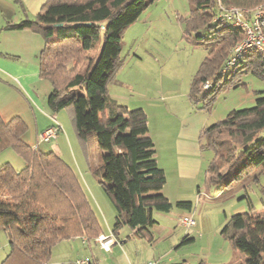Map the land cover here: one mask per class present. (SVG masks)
<instances>
[{
    "label": "trees",
    "instance_id": "16d2710c",
    "mask_svg": "<svg viewBox=\"0 0 264 264\" xmlns=\"http://www.w3.org/2000/svg\"><path fill=\"white\" fill-rule=\"evenodd\" d=\"M151 1L46 0L34 18L7 25L31 29L43 37L39 75L51 85L49 107L55 113L67 112L84 153L92 138L102 150L94 172L116 211L113 232L125 225L148 241L153 240L155 211H191L193 206L188 200L173 203L163 194L166 174L156 159L145 110L119 103L108 91L121 62L124 31ZM218 2L248 9L261 6L264 11V0H188L186 34L206 51L190 84V100L202 104L198 109H209L222 91L245 86L247 73L264 81V55L257 50L225 69L244 31L212 20ZM85 60L89 66L81 71ZM208 81L212 85L203 89ZM52 126L58 136L60 127ZM27 129L18 115L8 120L0 116V151L12 149L24 161L19 169L9 162L0 165V229L7 234L10 247L1 264H49L57 242L81 236L94 239L101 233L71 165L53 150L28 144L23 138ZM263 132L264 94L256 97L253 106L232 109L225 118L203 128L201 148L213 154L206 168L209 182L230 187L253 166L264 167ZM220 234L234 251L245 255L238 263L222 264H264V215L252 212L249 202L248 210L232 215ZM193 240L187 234L180 244ZM171 264L191 263L183 259ZM198 264L209 263L200 260Z\"/></svg>",
    "mask_w": 264,
    "mask_h": 264
},
{
    "label": "rangeland",
    "instance_id": "374dc122",
    "mask_svg": "<svg viewBox=\"0 0 264 264\" xmlns=\"http://www.w3.org/2000/svg\"><path fill=\"white\" fill-rule=\"evenodd\" d=\"M189 8L188 0H153L137 21L127 27L122 39L121 62L114 73L113 81L108 86L109 95L113 99L126 106L128 105L125 102L130 101L132 106L128 107L133 108L137 101H145L148 97L157 94L159 100L166 98L169 102L171 99L170 102L181 105L184 111L191 109L196 112L197 107L202 105L201 102L194 104L189 96L191 81L206 55L204 47L187 35L185 17L189 13ZM97 43L100 44L101 40H97ZM89 62L85 60L79 70H86ZM244 76L245 86L220 92L206 111L212 110V115L215 114L223 119L228 114L226 112L221 115L219 110L224 103H240L235 106L239 108L253 106L256 97L264 94V81L257 79L251 73ZM249 89L251 96L246 98L243 94ZM241 94L242 96L239 97ZM252 97L253 100L249 102ZM209 121L207 125L215 122ZM32 129V125L27 129V132L30 130L31 135ZM261 136L264 137V132ZM64 138H66L65 134ZM88 142L86 153L79 145V147L74 145L73 154L68 145V149L65 150L71 155V160L68 156L62 157L73 164L71 167L84 191L94 203H97L99 213L95 211V215L100 225L107 217L112 219L111 225H114L115 208L106 197L94 172L101 162L102 150L95 138ZM42 144L46 146L45 149H41L43 151H49L53 146L59 147V142L55 139ZM206 154L210 162L213 157L212 151L206 149ZM4 162H9L18 169L24 166L21 157L12 149L0 151V165ZM200 186L203 191L206 189L207 193L205 196L202 194L203 202L193 200L191 212L197 222V226L193 228L194 233H191V236L195 237L194 241H186L175 248L169 245L172 239L169 236L171 233L180 237L179 242L188 233V230L178 223L180 213L177 212V208H173L167 213L155 211L156 224L151 230L153 240L139 238L137 243L141 244L142 248L153 247L156 251L152 255L156 257L171 249L181 255L182 258L179 260L186 259L191 264H198L204 259L211 264L217 261L240 262L241 260L236 258L244 254L232 249L230 243L220 234V229L232 215L237 213L238 207H243L242 211L248 210V202L251 204L252 212L264 215V167L253 166L241 179L233 181L230 187H219L210 183L208 179L206 185L202 179ZM97 192L104 197L102 200L96 196ZM129 231L130 228L125 225L119 229L123 236ZM92 246V239L86 236L61 240L52 247L49 264H72V260L76 257H90ZM9 249L8 236L0 229V264Z\"/></svg>",
    "mask_w": 264,
    "mask_h": 264
},
{
    "label": "crops",
    "instance_id": "0c3cea01",
    "mask_svg": "<svg viewBox=\"0 0 264 264\" xmlns=\"http://www.w3.org/2000/svg\"><path fill=\"white\" fill-rule=\"evenodd\" d=\"M45 2L46 0H0V116L8 120L18 115L27 123L28 129L32 125V135L29 130L23 138L31 146L38 144L39 149H45L46 146L42 144L44 142H38V133L49 126H59L60 132L55 139L58 140L59 147L53 146L51 150L60 156H68L71 160V155L65 148L68 149L69 145L74 154V145L79 147L73 126L66 111L55 113L51 110L47 102L51 85L47 79L39 75V55L45 41L40 34L31 29L7 27L25 18H34ZM243 95L250 97V89ZM241 96L242 94L239 95ZM167 100L166 98L159 100L156 94L145 101H137L136 105L133 104L135 107H142L147 113L148 134L155 144L157 162L166 174L162 192L173 203L179 200H188L192 204L193 200L203 202L202 194L205 196L207 190L203 191L200 185L202 179L206 185V165L209 159H207L206 149L201 148L200 132L208 126L209 120L212 122L216 121V118L220 120L221 117L212 115V110L209 112L206 109H197L196 112L191 109L184 111L181 105L170 102L171 99L169 102ZM251 100L253 97L249 102ZM125 103L129 107L132 106L130 101ZM238 104L240 103H224L219 109L221 115L229 113L232 109H239L235 107ZM96 196H99L101 200L104 198L100 192H97ZM87 197L93 210L99 213L97 203H94L88 195ZM108 209L110 211L109 206ZM237 209V213L243 212V207ZM177 212L180 213L179 216L190 214L193 217L191 211L177 209ZM111 223L112 219L107 217L105 222L101 223V233L98 235L112 237L114 242L110 250L102 249L96 241L98 237L96 236L92 239L90 257H76L72 260V264L79 259L86 260L88 264H146L152 259H158L160 264H171L183 260H179L182 258L181 255L174 253L171 249L164 251L158 257L152 255L156 250L153 247L152 249L142 248L141 244L137 243L139 238L135 239L133 230L130 229L125 236L119 231L115 234ZM194 226H197L196 221ZM193 228L187 233L189 237H194L191 236V233H194ZM169 236L172 238L169 241L171 247L180 246L181 241L179 242L178 235L171 233ZM244 258L245 255L240 254L236 260ZM219 262L221 261L212 263H227Z\"/></svg>",
    "mask_w": 264,
    "mask_h": 264
},
{
    "label": "built area",
    "instance_id": "2783aa9c",
    "mask_svg": "<svg viewBox=\"0 0 264 264\" xmlns=\"http://www.w3.org/2000/svg\"><path fill=\"white\" fill-rule=\"evenodd\" d=\"M217 8V12L212 19L214 22L241 28L244 31V37L231 49V55L228 58L225 69L231 68L251 50H257L264 55V11L261 6L248 9L237 6H225L218 2ZM211 85V82L208 81L203 84V87L206 89ZM56 137L57 129L53 126L48 127L38 135L39 141H49ZM178 223L190 232L195 225V220L192 215L184 214L178 216ZM96 241L105 251H109L111 244L114 242L110 235L98 236ZM74 264H88V262L84 259H79ZM146 264H160V261L149 260Z\"/></svg>",
    "mask_w": 264,
    "mask_h": 264
},
{
    "label": "water",
    "instance_id": "95a60500",
    "mask_svg": "<svg viewBox=\"0 0 264 264\" xmlns=\"http://www.w3.org/2000/svg\"><path fill=\"white\" fill-rule=\"evenodd\" d=\"M58 25H61V23H59Z\"/></svg>",
    "mask_w": 264,
    "mask_h": 264
}]
</instances>
